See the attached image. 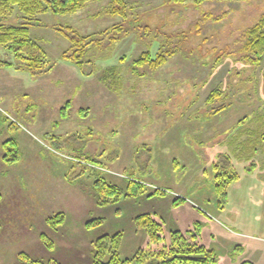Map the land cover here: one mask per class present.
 <instances>
[{
	"label": "rangeland",
	"instance_id": "obj_1",
	"mask_svg": "<svg viewBox=\"0 0 264 264\" xmlns=\"http://www.w3.org/2000/svg\"><path fill=\"white\" fill-rule=\"evenodd\" d=\"M110 2L40 14L31 34L53 69L35 76L0 68V264H96L97 239L117 233L121 255L132 257L152 247L136 221L147 213L166 233L199 228L219 264H264V153L247 161L232 144L239 129L264 133V56L255 64L243 47L264 0H126V18L107 14ZM63 26L88 36L85 73L64 56L74 45ZM166 50L173 52L166 64L134 72L144 52L155 58ZM112 66L123 76L120 88ZM11 135L22 159L9 166L1 157ZM72 156L104 163L112 182L140 178L167 194L101 205L94 176ZM225 167L240 174L227 199L216 191ZM60 212L64 220L49 218ZM94 219L102 223L88 226Z\"/></svg>",
	"mask_w": 264,
	"mask_h": 264
},
{
	"label": "trees",
	"instance_id": "obj_2",
	"mask_svg": "<svg viewBox=\"0 0 264 264\" xmlns=\"http://www.w3.org/2000/svg\"><path fill=\"white\" fill-rule=\"evenodd\" d=\"M93 0H0V68L14 67L17 69H25L35 76L53 69L52 62L43 45H40L31 34L33 26H39L38 17L44 12H53L55 14H74L82 10L85 5ZM177 4H184L186 0H172ZM213 0H193V3L202 5L205 2ZM107 14L111 16L127 15L126 0H111L107 7ZM115 26V28H119ZM123 29V27H120ZM61 32L70 39L74 46L64 52V56L70 61L80 65L84 73L87 68V62H92L89 56V47L84 49L88 36H84L71 26H63ZM246 40L244 43L245 56H248L253 63L258 64L264 56V15L248 30L245 31ZM92 44L95 43L92 39ZM172 51L158 53L155 58L147 51L137 57L134 61L133 70L138 71V67L149 63L153 68L166 64ZM88 56L90 59H88ZM83 57H85L83 59ZM111 82L116 88L122 87V75L119 67L112 66L109 71ZM218 91V90H217ZM215 95V92L212 93ZM211 96V100H213ZM72 101L69 100L62 108L67 109ZM80 109L83 114L84 113ZM66 115V114H65ZM263 116H259L261 118ZM244 123H242L243 125ZM13 125H15L13 123ZM17 126V125H16ZM239 127L241 126L238 125ZM264 126V125H263ZM15 128L14 126H10ZM237 127V126H236ZM237 130V129H236ZM259 130H251L245 128L238 130L234 141L232 142L235 153L244 160H252L259 157L260 153H264V133ZM235 135V134H234ZM233 135V137H234ZM19 140L15 136H9L2 143L5 152L1 159L5 164L12 166L19 162L21 158V147ZM72 156L70 159L75 164L81 165V173L88 172L89 176H94L93 189L96 190L98 202L101 205L110 201L119 200L121 197L130 196L138 197V195L148 193L164 194L167 192L163 188L148 184L144 179L127 177L124 180L112 182L106 177L107 167L95 158L86 160L82 156ZM219 167L216 163L215 168ZM226 168V167H225ZM227 171H220L216 175V191L223 199H227V190L235 180L238 181L240 174L235 168ZM1 199V194H0ZM183 199L177 197L173 200L175 206L181 204ZM64 220V213H59L49 218ZM138 225L148 234L149 243L152 247H141L132 257L124 258L121 255V237L122 233L115 235L106 234L97 239L96 245V264H219L218 254L214 249L207 247L199 241L201 230L196 229L189 231L173 230L170 233L164 231V222L158 220L151 213L141 214L136 218ZM88 226H94L102 223V219H94L87 222ZM29 264H58L51 261H34L30 258ZM26 259V260H28ZM242 264H254L252 261H244Z\"/></svg>",
	"mask_w": 264,
	"mask_h": 264
},
{
	"label": "crops",
	"instance_id": "obj_3",
	"mask_svg": "<svg viewBox=\"0 0 264 264\" xmlns=\"http://www.w3.org/2000/svg\"><path fill=\"white\" fill-rule=\"evenodd\" d=\"M71 100V99H70ZM69 101V100H68ZM72 101V100H71Z\"/></svg>",
	"mask_w": 264,
	"mask_h": 264
}]
</instances>
